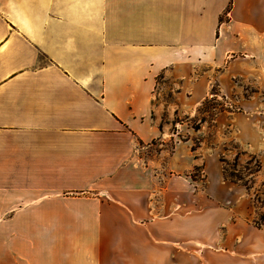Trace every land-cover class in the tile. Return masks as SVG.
I'll list each match as a JSON object with an SVG mask.
<instances>
[{"label":"crops","instance_id":"crops-1","mask_svg":"<svg viewBox=\"0 0 264 264\" xmlns=\"http://www.w3.org/2000/svg\"><path fill=\"white\" fill-rule=\"evenodd\" d=\"M236 77L264 88V0H0V264H171L140 152ZM253 233L200 264H263Z\"/></svg>","mask_w":264,"mask_h":264},{"label":"rangeland","instance_id":"rangeland-1","mask_svg":"<svg viewBox=\"0 0 264 264\" xmlns=\"http://www.w3.org/2000/svg\"><path fill=\"white\" fill-rule=\"evenodd\" d=\"M230 83L232 90L223 94L212 81L191 114L162 116L164 137L140 152L154 162V217L178 220L180 238L165 244L174 251L171 264H200L207 251L238 252L250 248L254 231L264 234V88L247 77ZM161 92L162 101H174L169 90ZM223 167L235 168L233 179L241 181L225 179Z\"/></svg>","mask_w":264,"mask_h":264},{"label":"trees","instance_id":"trees-1","mask_svg":"<svg viewBox=\"0 0 264 264\" xmlns=\"http://www.w3.org/2000/svg\"><path fill=\"white\" fill-rule=\"evenodd\" d=\"M221 162H224L223 160H220ZM233 172H228L225 167L222 168V173H223V177L231 182L237 183L238 181H241L240 179H233V177H236V174H234V172L236 173L235 168L232 169Z\"/></svg>","mask_w":264,"mask_h":264}]
</instances>
